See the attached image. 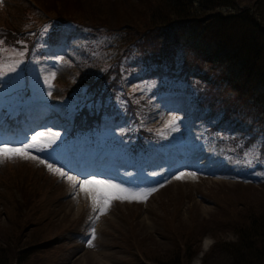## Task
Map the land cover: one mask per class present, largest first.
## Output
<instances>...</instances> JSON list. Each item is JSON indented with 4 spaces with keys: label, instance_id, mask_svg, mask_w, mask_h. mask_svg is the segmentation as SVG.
Returning a JSON list of instances; mask_svg holds the SVG:
<instances>
[{
    "label": "rangeland",
    "instance_id": "obj_1",
    "mask_svg": "<svg viewBox=\"0 0 264 264\" xmlns=\"http://www.w3.org/2000/svg\"><path fill=\"white\" fill-rule=\"evenodd\" d=\"M233 2L231 9L238 8L263 20L258 14L264 10V0ZM164 4L165 0H64L62 8L75 19L105 22L113 27L121 24L130 9L141 17H159L165 13ZM34 5L33 0H7L3 7L8 11L7 22L15 7L42 13ZM148 26L138 22L136 29ZM66 53L61 50L49 64L54 76L60 74ZM51 109L49 118L56 113ZM50 119L55 127L67 126L59 116ZM179 136L185 138L183 134ZM19 140L27 142L30 137L20 136ZM38 156L50 164L45 156ZM183 156L186 157L177 166L160 168L164 174L161 182L139 192L132 185L140 179L124 174L112 163V171H95L99 179L132 192L148 193L139 201L113 200L103 213L93 211L79 187L73 188L68 181L44 171L33 160L4 161L0 163V245L23 244L31 264H160L157 257L172 264L173 258L168 255L173 256L174 251H184L187 256L191 253L178 259L179 264H200L213 244L236 242V228L244 226L251 216L264 213V184L237 182L231 159H216L210 149L194 154L186 151ZM57 167L82 179L60 164ZM182 173L184 178L177 179ZM114 174L126 181L118 180ZM14 237L17 240L12 241ZM90 239L92 247L87 244Z\"/></svg>",
    "mask_w": 264,
    "mask_h": 264
},
{
    "label": "trees",
    "instance_id": "obj_2",
    "mask_svg": "<svg viewBox=\"0 0 264 264\" xmlns=\"http://www.w3.org/2000/svg\"><path fill=\"white\" fill-rule=\"evenodd\" d=\"M6 1L0 0V53L8 54L18 63V72L21 74L25 66L30 64L34 67L44 58L45 41L41 39L44 34L66 22V17L74 16L65 14L62 8L64 0H33L34 8L42 13H32L29 7L22 10L15 7L9 14L11 20L7 22L8 11L3 8ZM233 3V0H165V13L159 17H141L130 9L125 12L121 24L112 26L126 34L134 29L131 34L135 35L137 31L158 29L165 26L163 21L176 19L175 31H184L188 44L186 42V48L182 47L184 40L173 38L167 54L170 63L161 66L162 71L157 72V79L174 83L178 80L187 81L188 85L181 88H187L193 97H200L205 108L210 111L220 110L221 103H225L228 109H224L219 117L224 124L220 134V155H226L231 144L230 154L238 162V169L242 171L260 164L261 167L252 172L261 175L264 173V10L258 14L263 19H258L259 22L245 11L231 9ZM186 18L187 23L183 24ZM138 22L149 26L136 29ZM91 24L109 27L105 22ZM179 45L183 49L175 52ZM20 52L24 55L20 56ZM2 60L0 56V62ZM98 84L93 78L92 87ZM135 101L136 97L130 94L129 104L134 114L147 110L144 100L139 98L134 105ZM119 103L117 98L106 101L107 105L112 106ZM246 114L255 118L259 137H255L257 134L253 137H238L230 129L235 117ZM163 123L157 119L153 125L142 126L144 136H148L155 144L157 138L159 141L162 139L157 145L172 143L169 125ZM239 145L242 146L238 149ZM245 146L247 150H243ZM244 151L248 153L247 156H242ZM236 230V242L213 244L203 254L200 264H264V213L251 216L244 226ZM13 240L17 239L14 237ZM28 256L29 252L21 243L0 245V264H31ZM188 256L184 251H174L173 256L168 255L173 258L172 264H179L178 259ZM155 260L160 264H168L161 257Z\"/></svg>",
    "mask_w": 264,
    "mask_h": 264
},
{
    "label": "snow or ice",
    "instance_id": "obj_3",
    "mask_svg": "<svg viewBox=\"0 0 264 264\" xmlns=\"http://www.w3.org/2000/svg\"><path fill=\"white\" fill-rule=\"evenodd\" d=\"M20 56L24 53L20 52ZM15 68H11L10 71H15ZM3 69L0 68V73ZM54 76V74H53ZM179 117H171L168 121V125L172 126V131H178L177 120ZM59 132H36L31 136L30 141L21 142L18 145H9L7 143H0V163L19 158L22 160H37L40 164H43L50 173L57 175L58 177L67 180L73 188L79 187L82 194L88 197L91 202L93 211L99 210L103 213L107 210L113 200H143L147 198L148 193H136L129 189L122 187L119 184L113 183L110 180L99 179L93 175L85 176L82 179H77L76 176H71L65 172L62 168L54 167L53 164H49L46 160L41 159L39 156L33 155V153L44 152L50 149L56 141L59 139ZM246 156L248 153L245 154ZM190 175H195L191 173ZM177 179H183L184 174H180ZM95 238L93 233L92 239ZM89 247H92V240L87 242Z\"/></svg>",
    "mask_w": 264,
    "mask_h": 264
}]
</instances>
